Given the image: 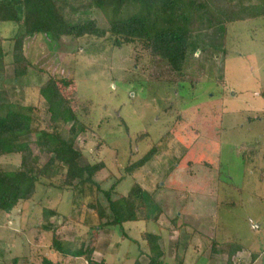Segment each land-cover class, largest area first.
I'll use <instances>...</instances> for the list:
<instances>
[{
    "label": "rangeland",
    "instance_id": "374dc122",
    "mask_svg": "<svg viewBox=\"0 0 264 264\" xmlns=\"http://www.w3.org/2000/svg\"><path fill=\"white\" fill-rule=\"evenodd\" d=\"M17 32L13 22L0 23V37H12ZM204 38L205 54L195 53L187 61L182 76L188 82L179 86L129 84L127 73L132 69L125 64L138 53L133 46L116 50L103 41L87 42L86 38H62L56 43L41 35L30 40L26 50L33 64L45 66L50 75L64 77L73 73V83L67 91L71 106L98 137L80 136L74 148L83 151L81 165L104 162L105 169L95 176L103 190L114 180L124 179L116 190L125 195L132 182L124 171L125 164L146 153L171 127L175 117L183 114L186 141H196L179 166L163 180V191L159 192L167 211L159 218L158 226L169 228L175 215L180 224L184 223L181 232H162L168 264H178L179 260L182 264H225L226 255L221 249L229 243L243 248L231 259L232 264H264V18L228 25L225 39L218 32ZM4 77L5 81L0 82V104L8 99L18 100L25 107L36 105L42 125H47L45 103L36 90L25 88L15 94L17 88L8 82L11 67L5 69ZM88 101L90 105H86ZM142 134L146 138L138 141ZM32 139L30 136L26 141L30 143ZM242 145L256 147L258 156L253 159L248 152H242ZM46 159L45 155L41 157L43 162ZM18 160V156L0 158V169H14ZM168 166L167 161L160 167L152 162L151 168L156 171L150 173L155 179H163ZM54 186L47 187L44 182L36 200L21 203L10 213H0V264L13 259L18 264H38L43 256L51 255L52 232L40 231L39 227L43 206L55 207L61 217L75 216L68 193ZM230 201L236 206L224 207V202ZM138 217L139 222L125 224L122 230L111 227L98 231L93 258L104 253L107 264H133L136 260L147 264L148 250L140 232H158V227L144 220L143 211ZM95 221L94 217L85 218V224L62 226L56 234L64 241L73 242L79 236L88 240L94 230L87 231L86 224L95 227ZM123 233L138 244L122 239ZM208 239L213 240L216 253L211 252ZM177 240L189 246L174 258ZM252 253L258 255L255 262L251 261Z\"/></svg>",
    "mask_w": 264,
    "mask_h": 264
},
{
    "label": "trees",
    "instance_id": "16d2710c",
    "mask_svg": "<svg viewBox=\"0 0 264 264\" xmlns=\"http://www.w3.org/2000/svg\"><path fill=\"white\" fill-rule=\"evenodd\" d=\"M262 18L264 0H0V23L13 22L18 27L14 36L0 37V82L5 81V69L11 67L12 78L8 82L17 88L14 93L20 94L25 88L36 90L38 97L44 100L49 116L48 124L43 126L36 105L25 107L18 100L8 99L7 103L0 104V158H19L14 169H0V213H10L19 204L36 200L39 188L46 182L47 187L56 184L63 193H68L75 214L61 217L55 207L47 209L43 206L39 227L40 231L52 232L49 247L56 260L43 256L38 264H77L76 261L107 264L104 258L99 261L93 258L98 231L111 227L122 230L125 224L139 222L141 211L144 220L158 227V232H140L148 250L147 264H168L162 232H181L184 223L180 224L175 215L169 228L158 226L159 218L167 211V204L159 197V192L163 191V180L179 166L196 139L187 143L181 124L183 114H178L171 127L146 153L125 164L124 171L132 179L128 192L122 195L116 190L124 179L114 180L107 190H103L95 176L105 169L104 162L81 165L79 160L84 156L83 151L74 148L80 136L98 137L79 117L76 107L71 106L67 91L73 83V73L57 77L50 75L45 66L36 67L26 50L29 41L46 35L56 43L62 38L74 41L86 38L87 42L103 41L116 50L133 46L138 53L129 57L125 64L132 69L127 73L129 84L179 86L188 82L182 76L187 61L195 53L205 54L204 36L218 32L225 39L228 25ZM101 46L103 48L104 43ZM84 108L81 110L86 116L89 112ZM30 136L33 139L28 143L26 138ZM145 138L142 134L137 140ZM240 148L253 159L258 156L256 147L244 148L242 145ZM43 155L47 157L44 162L41 160ZM166 161L169 166L164 169L163 179H155L151 174L156 171L151 168L152 162L160 167ZM224 204V207H235L237 203ZM92 217L97 221L95 227L86 224L87 231L94 230L88 240L85 236H79L73 242L58 238L56 232L62 226L85 224L84 219ZM122 239L138 244L125 233ZM208 241L211 252L216 253L213 240ZM188 246L177 240L172 257L177 258L178 251L186 250ZM242 250L241 245L234 243L221 249L226 255L225 264H232L231 259ZM257 258L258 255L251 254L252 262ZM3 264H18V260ZM133 264L141 263L136 260ZM178 264H182V260Z\"/></svg>",
    "mask_w": 264,
    "mask_h": 264
},
{
    "label": "crops",
    "instance_id": "0c3cea01",
    "mask_svg": "<svg viewBox=\"0 0 264 264\" xmlns=\"http://www.w3.org/2000/svg\"><path fill=\"white\" fill-rule=\"evenodd\" d=\"M50 254H51V253H50ZM138 254H139V253H138ZM106 255H107V254H106ZM106 255H104V253H103V254L99 255L98 259L94 258V260H95V261H99V260H101L102 258L105 259V256H106ZM46 257H49V258H52L53 260H56V257H55L54 255H52V254H51L50 256L48 255V256H46ZM124 257H125V255H124ZM108 258L110 259V258H112V257L109 255ZM105 260H106V259H105ZM84 264H86V263L84 262ZM108 264H109V263H108ZM112 264H113V263H112ZM114 264H116V263H114ZM117 264H121L120 261H119Z\"/></svg>",
    "mask_w": 264,
    "mask_h": 264
},
{
    "label": "water",
    "instance_id": "95a60500",
    "mask_svg": "<svg viewBox=\"0 0 264 264\" xmlns=\"http://www.w3.org/2000/svg\"><path fill=\"white\" fill-rule=\"evenodd\" d=\"M254 228H257V227H254Z\"/></svg>",
    "mask_w": 264,
    "mask_h": 264
}]
</instances>
